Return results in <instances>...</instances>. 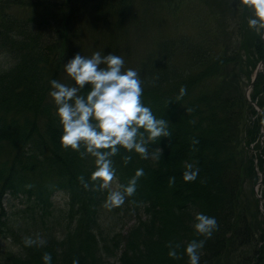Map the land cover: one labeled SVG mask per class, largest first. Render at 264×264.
<instances>
[{
    "label": "trees",
    "instance_id": "16d2710c",
    "mask_svg": "<svg viewBox=\"0 0 264 264\" xmlns=\"http://www.w3.org/2000/svg\"><path fill=\"white\" fill-rule=\"evenodd\" d=\"M137 1L8 0L0 5V251L5 238L15 245L12 252H19L5 264H45V252L52 254V264L74 259L79 264H188L186 254L169 256V245L180 244L177 252L183 253L188 241L205 239L192 227L197 211L215 216L219 225L206 238L200 264H264V218L254 214L246 195L248 184L257 180L251 145L264 119V72L254 95L260 116L241 87L264 60V43L248 24L251 14L241 11L245 0L202 2V17L184 25L190 27L184 34L172 28L140 52L129 39L138 35ZM94 43L129 59L127 68L143 80V102L168 120L171 132L151 142L150 150L163 149L157 160L123 147L113 156V186L127 184L138 168L144 174L111 216L108 189L91 179L95 158L61 144L62 126L49 95L52 79L73 83L64 62L77 52L100 51ZM256 149L264 173V145ZM185 161L199 168L195 180H184ZM56 193L68 198L67 208L55 219L50 215L43 232L38 226L29 233L45 243L18 241L10 217L1 218L8 196L30 202L41 216L40 210L42 215L54 211Z\"/></svg>",
    "mask_w": 264,
    "mask_h": 264
},
{
    "label": "clouds",
    "instance_id": "9594fccd",
    "mask_svg": "<svg viewBox=\"0 0 264 264\" xmlns=\"http://www.w3.org/2000/svg\"><path fill=\"white\" fill-rule=\"evenodd\" d=\"M251 15L248 24L259 33L264 29V0H245ZM124 58L111 51L102 54L95 51L91 56L77 52L64 62L65 72L72 78V84L57 79L50 81L49 95L56 106V114L62 126L60 137L65 148L80 152L81 156L90 154L96 165L91 179L98 181V186L107 188L106 206H119L126 196H131L137 187V180L144 174L143 168L136 169L127 184L119 182L113 186L116 169L113 156L123 147L128 152L135 151L144 159H159L163 149L156 147L150 150L151 142L157 138L171 136L168 120L158 117L152 108L142 99L143 80L134 68L124 69ZM86 89V91H82ZM186 88L180 89L184 95ZM195 143V141H194ZM131 156L125 157L130 160ZM199 168L194 163L185 161L183 178L195 180ZM85 187L87 181L80 177ZM175 177H170V183ZM215 216L197 211L194 214L192 227L195 233L205 239H192L184 245L183 253H178L180 244L169 245L168 255L177 257L186 254L188 264H200L201 249L206 238H210L218 228ZM25 244L31 246L45 243L42 237H25ZM45 264H52V254L45 252L42 256ZM73 264H79L78 259Z\"/></svg>",
    "mask_w": 264,
    "mask_h": 264
},
{
    "label": "rangeland",
    "instance_id": "374dc122",
    "mask_svg": "<svg viewBox=\"0 0 264 264\" xmlns=\"http://www.w3.org/2000/svg\"><path fill=\"white\" fill-rule=\"evenodd\" d=\"M163 2V4L158 7L157 9L154 8L157 2ZM172 1L171 5H169V2ZM201 0H138L136 4V9L139 12V17L142 21V26H146V28L143 31V35L139 38V43L141 45H144L146 43H151V44H156L162 37L166 36L169 33V27L172 25L174 26V33L176 35H181L184 34V30L189 29V26H184L188 25L189 22L197 21L198 17H202L201 14H203L202 8L203 4L200 2ZM208 1V0H204ZM221 0H214L213 3L214 5L219 4ZM241 11H244V14L248 11L249 14V7L243 6ZM220 23V26L224 27V20L222 17H219L217 19ZM254 32L258 36L264 35V29H262L259 33L255 30V28L251 27ZM147 30V31H146ZM146 31V32H145ZM251 34V30H249V35ZM90 42L92 41V38L89 40ZM132 41H134L132 39ZM95 44V43H94ZM86 43H84V46ZM100 48V52L104 50L103 47L99 44H95ZM83 46V47H84ZM85 55V53H81ZM92 54H88L86 56H91ZM125 64V63H124ZM136 64V61H135ZM134 67V66H133ZM115 181V180H114ZM256 186V192L263 190V187ZM260 196V192L258 194ZM249 198V203L251 207L253 208L254 214L259 212L261 213L262 216H264V201H259L258 204L254 203V199H252L253 195L251 194V191L249 190V195L247 196ZM55 208L54 211L51 213V210L49 213L54 214V218H57L62 215L63 210L67 208V199L64 197L62 198L60 195L56 194L55 195ZM19 201H15L17 203ZM31 206H28V203L25 204V206H21V210H19L17 207L14 210V212H17L16 215V222L13 224V230L16 231V234L22 235V229L23 228H28L29 226L32 227V222L34 217L40 218V215H36V211L39 210V208H35L34 210L33 207L29 210ZM116 209L115 206L113 207H108L107 209V215H112L114 213V210ZM28 211L26 213L22 212ZM49 215V214H47ZM46 219V218H45ZM46 223L43 225V227H46ZM42 227V228H43ZM130 226L127 227L124 231V234H126L129 230ZM58 230V228L56 229ZM19 240H22V236H20Z\"/></svg>",
    "mask_w": 264,
    "mask_h": 264
}]
</instances>
